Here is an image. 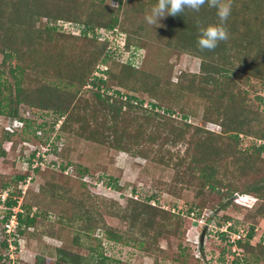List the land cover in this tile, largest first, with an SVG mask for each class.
<instances>
[{"label":"trees","instance_id":"1","mask_svg":"<svg viewBox=\"0 0 264 264\" xmlns=\"http://www.w3.org/2000/svg\"><path fill=\"white\" fill-rule=\"evenodd\" d=\"M115 1H118L117 7H105L97 13V0H0V53L2 54L0 117L4 121L8 119L22 124L19 128L9 127L11 128L9 131L5 123H1L0 154H6L4 149H1L4 142H9L12 149L18 143L31 145L27 170L23 174L16 175L12 183L3 181L0 186L1 191L7 190L10 184L17 187L18 183L25 182L30 177L31 171H38L32 160L40 155L38 153L42 147L48 149V154L65 161L59 165V169L67 182H77L79 186L87 187L89 183L86 177H90L93 182L102 180L87 168L73 166L68 160L65 151L67 148L64 145L57 151L58 135L55 141H46L37 135L39 131L45 132V137L50 139L54 128L56 133L60 132L59 134L64 136L80 135L84 139L97 141L111 150L125 152L130 156L147 158L148 152L156 144L161 147L178 148L174 153L166 149L168 156L152 159L166 167L174 168L176 177L166 190L168 195L179 198L184 189H191L194 192V201L191 203L194 207L189 208L186 214H194L196 210L198 217L204 208L215 209L218 206L226 208V205L223 206L224 201L235 193H240V198L233 203L244 207L252 203L250 206L252 207L259 202L255 214L264 218V128L259 126L254 130L259 123L257 116L259 113L249 109L244 96L240 98L233 94L236 83H231L233 71L235 68L238 69L234 62L240 59L235 57L236 51L244 48L240 25L236 21L230 23L228 19L225 26L229 31V39L220 42L214 51H201L197 47L198 22L203 26L218 24L216 10L205 4L198 13L186 9L184 14L167 16V33L170 42L172 40L174 43L171 42L170 46L202 59L198 74L189 75L188 83L183 75L175 84L184 89L185 81L188 86L187 91L204 99L203 121L219 125L221 131L215 133L194 127L195 132L187 135V130L172 127L169 131L170 135L164 140L159 131L147 133L145 139L146 133L142 130V126L134 122L138 119V112L164 117L174 115V111L170 109L156 111L155 108L159 107L155 104L151 105V110H146L142 107L143 101L135 104L132 101H137V98L121 94L118 89L112 92L109 80L115 81L119 87L127 88L138 83L147 87L144 78L146 76L132 63L120 61L119 57L112 54L108 49V41H101L96 37L88 38L87 33L96 27L105 31L119 30L126 35L127 31L121 25L126 19L119 20V14L124 13L127 17L128 12L142 13L146 5L151 8L156 0H132L135 6L129 11L123 9L127 7L124 4L129 3L128 0ZM103 2L104 0H98L100 5ZM245 2L242 5L257 7L264 4V0H245ZM235 3H232L234 8L237 5ZM80 5H86V9L81 10ZM82 12L86 13L87 20L83 18ZM43 18L51 25H46L42 30L35 29L34 23ZM58 23L77 24L82 33L81 35L58 33L57 31L61 30ZM254 33L256 37L261 34L259 30ZM42 35H45L43 41ZM261 37L264 38V33ZM47 40L54 41V44L47 45ZM129 46V37L126 35L124 47L127 50ZM21 58L24 64L13 65V60H21ZM4 66L7 69H1ZM100 66L104 69L99 70ZM247 70L253 75L255 72H264V62L258 63L254 69ZM97 72H100L99 76ZM6 74L8 77H5ZM256 76L264 81V73ZM111 92L112 95H108ZM83 93L88 95L85 96ZM257 99L262 100L260 97ZM26 111L29 112L27 115H25ZM43 117L53 119L48 131L45 130L46 122H39L45 119ZM188 117L189 115L186 114L183 119L186 120ZM83 118H86V121L79 123ZM161 124L165 125V123ZM185 124L186 127L190 126L188 123ZM251 136L256 142L251 141L245 149H239L244 138ZM146 144L149 147L144 150ZM51 164L55 165L53 161ZM50 171L54 170L50 169ZM106 186L111 189L116 188L115 183L109 181L106 182ZM43 192L46 194L44 188H41V193ZM21 193L20 190L9 192L7 199L4 202L0 201L1 206L6 208L4 212L1 211L4 213L0 219L1 225L8 222L13 215L12 210L17 207V198L25 195ZM156 196L157 194H152L146 202L129 198L127 203L129 206L133 205L134 219L140 220L141 227L145 228L141 230L145 235L154 236L153 238L161 233L172 232V222L176 225L182 224L180 213H171L151 205L152 201H157ZM19 207L20 212L15 213L16 231L22 233L24 230H21V227L26 229L35 225L37 215L31 216L32 206L26 201H22ZM84 214L89 220L88 227L90 223L99 224L98 220L91 216V212L85 210ZM226 220L230 219L227 217ZM103 232L108 241L121 242V236L114 230L106 228ZM252 234L251 229L244 243L241 238L235 241V245L242 253L244 249L253 250L249 246ZM3 236L5 237L4 230L0 229V237ZM0 246L7 250L5 239ZM58 251L63 255L58 257L54 264H79L76 259L66 256L62 250ZM0 260H2L1 256ZM104 260L100 258L96 264H106ZM43 262H40L39 258L36 264Z\"/></svg>","mask_w":264,"mask_h":264},{"label":"rangeland","instance_id":"2","mask_svg":"<svg viewBox=\"0 0 264 264\" xmlns=\"http://www.w3.org/2000/svg\"><path fill=\"white\" fill-rule=\"evenodd\" d=\"M128 1L129 3L124 4L127 7H123V9L126 8L125 11L135 6L132 0ZM232 1L237 5L235 8L232 6L228 19L230 23L236 21L240 25L244 48L236 51L235 57L240 59L234 62L238 69H234L231 83H236L233 94L240 98L244 96L249 109L259 113L257 115L259 123L254 127L255 130L259 126L264 128V81L256 78L258 77L256 74L261 75L264 72H255L253 75L249 74L247 69H254L258 63L264 62V38L261 37L264 33V4L252 7L248 4L242 5L246 3L245 0H239V3L237 0ZM117 4L118 1L115 0H104L100 5L97 0V13L105 7L115 8ZM80 8L84 10L86 5H80ZM150 9L146 5L142 13L128 12L127 17L124 13L119 14V20L126 19L121 25L126 29V35L130 41L127 50L124 47L126 35L119 30L105 31L94 27L87 33L88 38L96 37L98 40L108 41V49L112 54L119 57L120 61L132 63L146 76L143 77L146 79L147 87L140 83L134 86L128 84L127 88L119 87L115 81L109 80L111 91L118 89L121 94L137 98V101H132L135 104L143 101L142 107L146 110H151V105L155 104L159 110L174 111V115L164 117L138 112V119L134 122L142 126V130L146 133L145 139L148 136L147 133L159 131L164 140L170 135L169 131L172 127L187 130V135L195 132L194 127L220 133L219 125L202 119L204 99L186 90L189 75L199 73L202 59L170 46L171 42L174 43L172 40L170 42L167 33V17L158 22L160 26L145 22V14L150 12ZM82 14L87 20L86 13L82 12ZM72 24L60 23L58 26L61 30L57 32L81 35L78 25ZM46 25L51 24L43 18L34 23V28L42 30ZM248 30L250 31L246 32ZM256 30L261 33L257 37L254 33ZM43 39L45 35H42V41ZM48 44L52 45L54 41L47 40ZM1 60L0 53V64ZM12 63L20 65L25 62L21 58V60H13ZM3 68L7 69L5 66L1 67ZM101 68L100 66L98 69ZM99 75L100 72H97V76ZM183 75L187 79V83L183 82L184 89L175 84ZM5 77H8L7 74ZM112 92L108 95H112ZM257 97L262 100L259 101ZM27 113L29 112L26 111L25 115ZM160 113L162 114V111ZM186 114L189 117L184 120L183 116ZM2 119L0 117V125L5 123L9 131H11L9 127L19 128L22 125L19 122ZM85 119H81L79 123H84ZM39 122H46L45 130L48 131L53 119L47 117ZM185 123L190 126L186 127ZM53 130L50 139L45 137V132L39 131L37 135L46 141H55L58 135L57 151L64 145L67 148L65 151L68 160L73 166L87 168L102 180L93 182L90 177H86L89 183L87 187L79 186L77 182H67L59 169V165L65 161L48 154L46 147L40 148L38 153L40 155L32 160L38 171H31L30 177L25 182L18 183L17 187L10 184L7 190L0 189V196L4 199L7 198V193L16 190L22 191L21 195L25 194L17 198V207L14 208L13 213L20 212L19 205L22 201H26L32 206L31 216L37 215L35 225L26 229L21 227L24 232L14 233L11 241L15 242L9 250L0 246L2 257L0 264H36L39 258L40 262L44 261L43 264H54L58 257L63 255L58 250L76 259L79 264H96L100 258H104L106 264H264V218L255 214L259 202L252 207H250L252 203H249L248 207L234 204L233 201L240 198V193H235L230 199L224 201L223 206L226 205V208L222 206L215 209L204 208L197 217L196 210L194 214H186L189 208L194 207L191 206L194 201V192L191 189L182 190L179 198L168 195L166 190L176 177L174 168L166 167L152 158L166 157L168 156L166 149L174 153L178 148L161 147L156 144L148 152L147 158H143L111 150L108 146L84 139L80 135L64 136L59 134L60 132L56 133L54 128ZM1 136L0 131V138ZM251 138L252 136L244 138L239 149H245L251 141L256 142ZM10 145L9 142H4L1 146L6 154H0V186L3 181L12 183L16 175L23 174L28 168L27 160L30 159L31 145L18 143L14 149ZM144 147L143 149L146 150L149 145L146 144ZM153 150L156 151L151 152ZM51 161L55 163L54 166ZM70 170L73 171L72 168ZM70 170L69 173L72 174ZM109 178L112 180L110 181ZM108 181L115 183L116 188L111 189L106 186ZM41 188H44L46 194L41 193ZM152 194H157V201H152V206L171 213H180L182 217V224L176 225L172 222V232L158 234L156 238L145 235V232L141 230L145 228L141 227L140 220L134 219L133 205L127 204L129 198L146 202ZM5 210L6 208L0 204V212ZM85 210L91 212V216L97 219L99 224L90 223L88 227L89 220L84 214ZM2 212L0 219L4 215ZM227 217L230 220H226ZM12 225L15 223L13 222ZM106 228L114 230L121 236V242L108 241L103 232ZM251 229L253 234L249 240V246L253 250L245 251L244 249L242 253L235 245V240L237 235H240L242 242H246L247 234Z\"/></svg>","mask_w":264,"mask_h":264},{"label":"clouds","instance_id":"3","mask_svg":"<svg viewBox=\"0 0 264 264\" xmlns=\"http://www.w3.org/2000/svg\"><path fill=\"white\" fill-rule=\"evenodd\" d=\"M205 4L216 10L219 23L203 26L198 22L197 47L201 51H214L220 42L229 39L225 25L231 15L232 0H156L150 12L145 14V21L149 25H159L165 17L184 14L186 9L198 13Z\"/></svg>","mask_w":264,"mask_h":264},{"label":"built area","instance_id":"4","mask_svg":"<svg viewBox=\"0 0 264 264\" xmlns=\"http://www.w3.org/2000/svg\"><path fill=\"white\" fill-rule=\"evenodd\" d=\"M59 24H60V23H58V25H59ZM63 24H66V23H63ZM103 69H104V68H103ZM155 110H156V111H159L158 108H155ZM6 195H7V197H8V193H7ZM6 199H7V198L4 199V197L0 196V201H1V202H4ZM13 212H15L14 209H13ZM16 212H17V211H16ZM14 220H15V221H14ZM13 222L15 223V225H12ZM16 222H17L16 214L13 213V215H11L9 221L6 222V223H4V225H1V227H0V229H3V230H4V235H5V237H4V236L1 237V241H0V243H1L2 241H4V239H5V242H6L7 247H8L7 250H9L10 246H11L12 244H14V242H15L14 240H13V241H11V240L13 239V237H14V233L16 232V228H17V224H16ZM240 238H241L240 235H237V240H239ZM237 240H235V241H237ZM5 250H6V249H5Z\"/></svg>","mask_w":264,"mask_h":264},{"label":"water","instance_id":"5","mask_svg":"<svg viewBox=\"0 0 264 264\" xmlns=\"http://www.w3.org/2000/svg\"><path fill=\"white\" fill-rule=\"evenodd\" d=\"M236 198L238 197V196H235Z\"/></svg>","mask_w":264,"mask_h":264}]
</instances>
